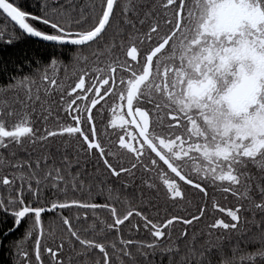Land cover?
I'll list each match as a JSON object with an SVG mask.
<instances>
[{
	"label": "snow or ice",
	"instance_id": "obj_1",
	"mask_svg": "<svg viewBox=\"0 0 264 264\" xmlns=\"http://www.w3.org/2000/svg\"><path fill=\"white\" fill-rule=\"evenodd\" d=\"M0 14L19 29L10 33L6 23L0 40L74 49L71 75L50 55L0 86V209L14 226L27 221L13 264H33L22 249L29 238L35 264H152L157 251L169 264H212L211 229L238 230L243 212L258 227L249 237L255 250L237 258V246L223 264H264V0H37L31 11L0 0ZM209 183L226 185L237 202L212 200L231 220L214 218L198 244L189 226L208 213L207 202L185 216L161 214L158 198L177 203L186 186L207 196ZM85 185L107 193L104 201L68 197ZM72 208L76 220L106 211L111 222L101 219V232L114 238L83 235L63 214ZM51 210H60L67 235L46 246L43 214ZM141 231L144 239L131 238Z\"/></svg>",
	"mask_w": 264,
	"mask_h": 264
},
{
	"label": "trees",
	"instance_id": "obj_2",
	"mask_svg": "<svg viewBox=\"0 0 264 264\" xmlns=\"http://www.w3.org/2000/svg\"><path fill=\"white\" fill-rule=\"evenodd\" d=\"M61 2H64V0H61ZM95 2L99 5L100 0H95ZM120 2L123 3L124 0H120ZM77 3H92V0H77ZM19 4L22 8L31 11L36 8L37 0H19ZM117 12H119V9H117ZM6 23L8 32L11 33L15 30L16 33L19 34V29L17 27L14 28V26L8 22L7 18L3 14H0V28H2ZM7 40V36H5L3 40H0V86L7 84L10 78H19L24 74L30 73L36 66L34 63L36 60L47 61L50 55L58 56L64 62L68 63V75L73 73V66L70 63V56L74 50L72 46L44 43L30 37L21 38L18 41H14L12 44L7 43ZM85 51L90 52L91 48L85 49ZM57 72L61 77L65 76L63 68H58ZM69 82L70 81L66 80V83ZM11 96L12 93L7 94V98H11ZM107 118H110V115ZM97 122L99 123L101 129L105 127V125L99 121V117H97ZM161 167H164L165 170H167L166 166H164L162 162ZM140 175L141 172L138 170L136 180L137 185L140 184ZM108 182L112 183L111 180ZM225 186L226 185L221 184L213 186L209 183L207 196L202 195L192 186H186L183 189L185 193L184 199L177 203H172L171 201L166 202L163 199V195H161L158 198L161 214H163L164 210L167 209L169 214L185 216H188L189 214L195 215L197 208L201 204L207 202L208 213L202 219L196 221L194 229L192 226H189L190 232L196 231V233L200 236L197 243H203L207 238L206 234L210 230V225L214 222V218L219 217L226 219V221L231 220L226 213L222 214L220 210L212 209L213 199L219 202L222 207H232L237 202L236 197L222 190ZM129 192H131V189H129ZM106 194L107 193H100L97 187H93L91 191H89L87 185H85L83 189L77 190L76 192H73L69 188L67 192L68 197L81 198L89 202L96 201L97 203H102ZM0 195H7V191L0 188ZM53 196L59 199L64 198L59 192H49L47 194L48 199H52ZM118 207H121V205L118 204ZM59 212L60 210H51L43 214L44 228L46 231L44 233L42 243H45L46 246H51L54 238L58 242L61 235H67L62 220L60 219ZM63 214L70 216L73 220L74 226L80 229L82 234L88 236L89 238L93 236H101L105 240H111L114 238V234L111 231L101 232L103 227L101 219L107 223L111 222L110 215L104 210H100L99 215L95 218H93L90 214L87 219L82 218L80 220H76L75 208L64 210ZM135 219L136 218L133 217V221H135ZM255 219L257 221L261 219L259 213H257ZM251 220V212H243L241 213V225L238 230L230 232L229 230H225L223 228L211 229L214 244L206 254L207 260H210L212 264H223V260L226 257H231L233 255V249L237 246L240 249V251L235 254L237 258L247 251L255 250V245L249 237L252 232L258 231V227L255 223H250ZM26 223L27 221L19 226H14L11 215L3 209H0V264H13V260L15 258V248H13L12 245L13 242L18 240L24 233ZM179 227L180 226L177 225V228ZM127 228L128 226L125 225L122 233L125 238H129ZM246 229L248 231H245ZM201 233H204L205 235H200ZM176 235H178V233L174 231L173 236ZM131 238L144 239L145 234L143 231H141L139 235L133 233ZM217 238L219 239L217 240ZM217 243L219 244V249L216 246ZM33 245L34 239L29 238L22 245V249L29 251L30 256H33V264H35L34 254L32 252ZM44 257L47 258L46 253L44 254ZM178 258L179 257H174V259ZM148 259L152 262V264H169V255L159 251H157L154 255L149 256ZM142 260L143 258H141V264ZM114 264H120V261L116 260L114 261Z\"/></svg>",
	"mask_w": 264,
	"mask_h": 264
},
{
	"label": "water",
	"instance_id": "obj_3",
	"mask_svg": "<svg viewBox=\"0 0 264 264\" xmlns=\"http://www.w3.org/2000/svg\"><path fill=\"white\" fill-rule=\"evenodd\" d=\"M17 28H18V27H17ZM30 38L36 39V40L41 41V42H44V43L54 44V43H52V42L42 41V40L39 39V38H35V37H30ZM56 45H59V44H56ZM65 46H70V45H65Z\"/></svg>",
	"mask_w": 264,
	"mask_h": 264
}]
</instances>
